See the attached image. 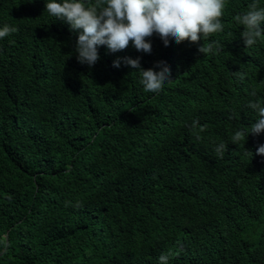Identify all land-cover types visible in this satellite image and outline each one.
Segmentation results:
<instances>
[{
    "label": "trees",
    "instance_id": "obj_1",
    "mask_svg": "<svg viewBox=\"0 0 264 264\" xmlns=\"http://www.w3.org/2000/svg\"><path fill=\"white\" fill-rule=\"evenodd\" d=\"M251 2L225 0L200 42L218 55L154 34L151 54L102 46L89 68L45 0H0L18 29L0 39V264H264V132L232 143L264 105V35L246 48L234 19ZM118 57L165 61L173 81L145 92Z\"/></svg>",
    "mask_w": 264,
    "mask_h": 264
},
{
    "label": "clouds",
    "instance_id": "obj_2",
    "mask_svg": "<svg viewBox=\"0 0 264 264\" xmlns=\"http://www.w3.org/2000/svg\"><path fill=\"white\" fill-rule=\"evenodd\" d=\"M224 7L225 0H104L99 6H89L86 0H45V12L69 26V32L76 37V59L89 68L101 59L99 48L102 46L116 53L127 49L131 42L137 52L151 54L154 34L165 47L169 46L170 40L177 44L188 42L198 44V52L203 55H218L223 50L219 41L200 42L209 41L210 34L223 31ZM234 19L243 26L240 36L246 48L254 46L264 35V7L259 5V0H252L247 10ZM17 31L16 27L5 24L0 27V39ZM121 63L136 70L145 92L159 94L165 84L173 81L171 67L165 61L144 69L140 57H118L112 66L119 68ZM233 75L241 81L245 78L240 71ZM246 106L255 111L257 118L247 129L235 131L233 144L242 137L247 139L249 135L264 132V105L260 101H250ZM191 128L203 132L207 125L201 126L197 118L192 120ZM227 150L228 145L224 143L215 147L221 158ZM255 154L264 156V144L257 146ZM245 155L253 157V152L245 149ZM158 264H169V254L162 253Z\"/></svg>",
    "mask_w": 264,
    "mask_h": 264
},
{
    "label": "bare ground",
    "instance_id": "obj_3",
    "mask_svg": "<svg viewBox=\"0 0 264 264\" xmlns=\"http://www.w3.org/2000/svg\"><path fill=\"white\" fill-rule=\"evenodd\" d=\"M241 27V26H240ZM96 65H98V64H96ZM100 65V64H99ZM102 65V64H101ZM104 65V64H103ZM102 67V66H101ZM251 69V68H250ZM2 109V108H1ZM145 147V146H144ZM160 167V166H159ZM54 171V170H53ZM183 176V175H182ZM177 191V190H176ZM166 208V207H165ZM162 214V213H161ZM130 216V215H129ZM131 219V218H130ZM128 220V219H127ZM146 220V219H145ZM144 220V221H145ZM133 221V220H132ZM139 221V220H138ZM149 221V220H148ZM134 222V221H133ZM147 222V221H146ZM153 223V222H152ZM127 224V223H126ZM131 224V223H130ZM145 224V223H144ZM150 224V223H149ZM167 224V223H166ZM133 225V224H132ZM136 225H138V224H136ZM151 225V224H150ZM148 226V225H147ZM167 226H169V225H167ZM149 227V226H148ZM154 227V226H153ZM172 228V227H171ZM129 229V228H128ZM145 229V228H144ZM138 230V229H137ZM148 230V229H147ZM146 230V231H147ZM149 231V230H148ZM144 232H145V230H144ZM137 234H138V232H137ZM140 235V234H139ZM151 235V234H150ZM137 238V237H136ZM133 239H135V238H133ZM144 243V242H143ZM146 246V245H145ZM144 246V247H145ZM149 247V246H148ZM124 251V250H123ZM128 254V253H127ZM216 263V262H215Z\"/></svg>",
    "mask_w": 264,
    "mask_h": 264
}]
</instances>
